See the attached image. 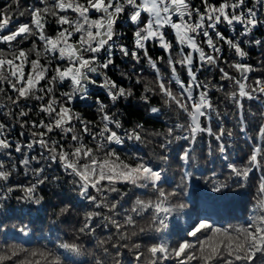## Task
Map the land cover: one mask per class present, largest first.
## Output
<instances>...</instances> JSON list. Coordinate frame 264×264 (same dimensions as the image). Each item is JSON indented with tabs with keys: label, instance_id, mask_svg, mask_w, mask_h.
Here are the masks:
<instances>
[{
	"label": "snow or ice",
	"instance_id": "1",
	"mask_svg": "<svg viewBox=\"0 0 264 264\" xmlns=\"http://www.w3.org/2000/svg\"><path fill=\"white\" fill-rule=\"evenodd\" d=\"M25 14V22L14 20ZM261 29L264 0H36L23 11L20 0L14 8L9 4L0 11V156L9 161L0 159V230L6 220L25 216L30 224L43 225L41 214L52 208L51 226L77 212L74 237L58 247L90 255L91 264H264V123L248 137L251 147L243 161L229 156L234 135L250 129L244 101L264 100V72L253 79L257 69L246 62L259 49L264 68V32L261 39L255 35ZM150 46L163 54L154 56ZM213 69L227 85L200 79ZM213 89L232 102L238 133L222 122ZM133 100L142 114L125 127L118 109ZM77 102L94 107L97 118H85L74 107ZM162 116L167 120L160 129L146 127ZM205 136L206 152L198 150ZM134 144L154 147L149 155L122 158L120 152ZM177 161L179 182L166 189V173ZM201 161L212 167H201ZM17 164L31 175L27 183H10ZM53 165L63 175L49 171ZM256 171L257 199L244 225L186 214L182 230L173 223L179 237L174 245L159 237L150 244L141 240L170 230L169 217L184 212L182 198L196 182L202 180L216 194L207 199L218 204L244 196ZM65 185L67 192L53 193L56 204L41 194L43 187ZM118 185L144 192L130 194ZM17 191V203L29 207H8ZM14 227L25 237L32 231L27 224ZM98 229L108 236L100 238ZM82 237L96 240L90 253ZM21 252L28 249L13 245L0 254V264ZM30 255L46 258L36 251ZM54 260L59 264V256Z\"/></svg>",
	"mask_w": 264,
	"mask_h": 264
},
{
	"label": "trees",
	"instance_id": "2",
	"mask_svg": "<svg viewBox=\"0 0 264 264\" xmlns=\"http://www.w3.org/2000/svg\"><path fill=\"white\" fill-rule=\"evenodd\" d=\"M36 0H20V10L23 11L24 8L31 6L34 4ZM195 3L198 4L199 0H194ZM9 4L13 5V8L15 7V0H0V11H3ZM28 19L27 14L25 16H14V20H18V22H25ZM123 23V22H121ZM55 27L54 23L50 24L49 31H52V29ZM222 30H225L224 25L220 26ZM126 32L125 41H128L129 37L131 36V29L125 28ZM261 32H264V29H261L260 32H257L256 38L261 39ZM231 35V33H228ZM23 46V45H22ZM151 54L154 56L163 54L158 48H152L150 46ZM226 58L228 56H231V53L226 52L225 53ZM262 55L259 49H253L250 53L249 58L246 60L247 63H251L257 70L253 73H251V77L254 79L256 77H259L262 72H264V68H261L259 65V61L261 60ZM227 67L226 65H224ZM145 73L147 74L151 70L147 68L145 65ZM163 68V65H161ZM233 74H236L234 70ZM200 79H208L211 80L214 84L223 83L225 85L228 84L227 81H220L219 75L217 74L216 70L213 69L211 71H206L203 74L200 75ZM251 83V80L249 81ZM229 89L226 87L225 91H228ZM102 95V93H101ZM212 99L213 102L216 104V106L219 109V112L221 113L222 122L225 124L226 128L233 129L234 133H238V128H235L237 121L234 118L233 113L235 112V108L232 105V102L230 100H227L225 97V92H217L215 89L212 90ZM159 98H154V102H158ZM34 103V102H33ZM136 101H130V102H122L119 107V112L121 113L122 119L124 121H127L125 124V127H130L131 125H134L137 120H139L140 115L142 114V110H137L136 107ZM245 115L247 117V121L250 124V129L247 134H235L233 137V143L229 150V156L232 160H234L237 163H240L243 161L246 156L249 153V149L251 147V141L248 140L249 136L255 135V129L257 128L258 124L264 123V117H262V113H264V100L262 101H248L245 100ZM74 107H76L79 111L83 113L85 118L87 119H94L95 117V109L89 108L85 106L83 103L77 102L74 104ZM33 118H35V113H33ZM175 118V116H173ZM167 120V117L162 116L160 121L158 122H150L146 125L147 128L150 130L152 128L160 129L161 125L164 124V122ZM143 122V121H141ZM171 123V121H168ZM216 123L218 121L214 118L213 120V126L215 127ZM16 133H19L20 129L17 126ZM16 136H13V139H15ZM21 140L24 138L21 137ZM210 140L209 137L205 136L199 143L198 150L203 149L205 152L207 151L208 147V141ZM113 147H116L119 151V146L113 145ZM154 145H147L142 146L139 144L131 145L128 149H125L124 151L120 152L122 158L127 159L129 154L140 155V156H146L149 155ZM214 147V143H213ZM102 155V153H101ZM13 161H18L19 154L13 152ZM0 159L4 160L5 163H9L6 157L0 156ZM201 167H207L211 168L212 166L209 164H205L204 161H201ZM55 170L56 172H59L61 175H63L62 171L55 165H53L52 169H49V171ZM217 171L219 169L217 168ZM180 173L181 169L179 167V162L173 163L169 170L166 173V182L164 183V187L166 189H169L173 187L177 182H179L180 179ZM210 172H206L205 175H210ZM199 175V173H197ZM260 176V172L256 171L252 174L250 183L248 188L242 190V192L245 193L242 197H237L235 199L229 198L226 201L220 202L218 204H213L210 200L207 199L209 195H216L210 192V189L207 188V186L204 185L203 181H198L195 183L194 186L189 187L187 192L188 195L183 197L182 200L187 204V207L184 209V212H182L179 216H176L175 214L171 217H169V229L171 230L173 228V223H175L178 226V230H182L185 225L186 221L188 220V215L190 214L193 217L196 214H199L201 216L203 215H211L213 219H223L225 221L230 222L232 226H242L246 221L249 220V217L252 214V209L256 203L257 199V191H256V183L258 181V177ZM31 178V175L28 176L25 175V170L23 166L17 164V170L13 173L12 177L10 178V183L15 185L16 183H27L28 180ZM70 179V178H69ZM121 187L124 191H128L131 193H136L137 195L144 192L143 189H134L131 186L126 185H118ZM43 187V186H42ZM68 185H65V187L61 189H54L51 186L43 187L42 195H45V201L50 202L51 204H56L58 202V199L55 195H53L54 192L64 191L67 192ZM21 193L13 192L12 199H10L7 202L8 207L10 208H19L24 207L27 208L29 205L23 204V203H17L15 196L20 195ZM151 195V193H149ZM134 198V197H133ZM146 198V197H145ZM32 208H37V205H31ZM128 205H125V208H127ZM58 211V209H56ZM53 209L49 208L47 214H41L45 216L44 223L41 225L40 223H37L35 225H32L29 223V218L25 216L22 220L19 219H9L5 221L6 227L2 230H0V254H4L6 251H8L9 248H11L13 245L17 247H22L25 249H28V252H21L18 256L12 257L10 261H5L4 264H17L19 260H33L38 259L40 261V264H55L54 257L59 256V264H91V256L88 254H82V255H74L72 253L66 252L63 249H60L58 247V244L61 242V240L70 241L74 235L76 229L79 227L78 219L79 215L77 212H72V214L67 218L65 222L58 223L55 226L50 225V218L52 217ZM37 214L35 212L32 213V216L35 217ZM21 224H27L29 228L32 229L29 236L25 237L16 232L15 227H19ZM220 226L225 227L228 226L227 223L221 224ZM165 230L162 233H147L141 236V240L144 244H150L153 242L157 237H159L162 240H165L171 244H175L176 241L179 239V237L176 235V230ZM107 231L101 232L98 229V236L100 238H106L108 236ZM82 243L87 249L88 253H90L93 248L96 245V240L91 237H82ZM36 251L38 253H45L46 258H42L40 256L32 257L30 255L31 252ZM52 253L51 256H47V253ZM166 264H176L175 260L168 261Z\"/></svg>",
	"mask_w": 264,
	"mask_h": 264
}]
</instances>
